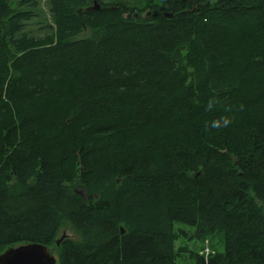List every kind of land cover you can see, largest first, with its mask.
<instances>
[{"label": "trees", "instance_id": "1", "mask_svg": "<svg viewBox=\"0 0 264 264\" xmlns=\"http://www.w3.org/2000/svg\"><path fill=\"white\" fill-rule=\"evenodd\" d=\"M39 6L0 0V254L176 264L182 224L264 264V0Z\"/></svg>", "mask_w": 264, "mask_h": 264}, {"label": "rangeland", "instance_id": "2", "mask_svg": "<svg viewBox=\"0 0 264 264\" xmlns=\"http://www.w3.org/2000/svg\"><path fill=\"white\" fill-rule=\"evenodd\" d=\"M13 7H16L17 3L22 0H10ZM39 2V8L36 11L38 17L30 23L29 30L32 35L35 36H44L49 30H43L46 26L52 25V20L50 18L46 0H37ZM131 4H135L138 6L143 7L147 2H155L157 3L158 0H128ZM89 32H87L88 34ZM84 34L82 37H84ZM79 157V155H77ZM233 160L236 164H238V159L233 157ZM81 168V166H80ZM76 191H83L80 188H77ZM84 192V191H83ZM175 231L178 233L179 237L175 243L176 251H177V262L176 264H196L198 258L200 257L202 251L208 247L212 252L211 255L214 253L221 254L224 252V237L222 234H214L208 237H201V238H194L195 237V228L185 226L182 224L175 225ZM69 238L73 239L74 241H79L80 237L78 234L72 229V227L64 223L62 224L57 240L61 238ZM52 254L58 259V250L52 246L51 247ZM202 256V255H201Z\"/></svg>", "mask_w": 264, "mask_h": 264}, {"label": "water", "instance_id": "3", "mask_svg": "<svg viewBox=\"0 0 264 264\" xmlns=\"http://www.w3.org/2000/svg\"><path fill=\"white\" fill-rule=\"evenodd\" d=\"M94 8H99L96 1L94 2ZM76 193L79 196L85 197V192L83 191H76ZM122 234H124L123 229ZM63 239L65 237L57 242L58 246ZM0 264H58V259L47 246L40 243H30L11 247L4 253H1Z\"/></svg>", "mask_w": 264, "mask_h": 264}, {"label": "built area", "instance_id": "4", "mask_svg": "<svg viewBox=\"0 0 264 264\" xmlns=\"http://www.w3.org/2000/svg\"><path fill=\"white\" fill-rule=\"evenodd\" d=\"M211 253H212V252L210 251V249H209L208 247H206V248L202 251L201 255L204 256L205 259L207 260Z\"/></svg>", "mask_w": 264, "mask_h": 264}, {"label": "clouds", "instance_id": "5", "mask_svg": "<svg viewBox=\"0 0 264 264\" xmlns=\"http://www.w3.org/2000/svg\"><path fill=\"white\" fill-rule=\"evenodd\" d=\"M228 124V120H224V125H227ZM213 127H219V122L217 121H214L213 124H212Z\"/></svg>", "mask_w": 264, "mask_h": 264}]
</instances>
